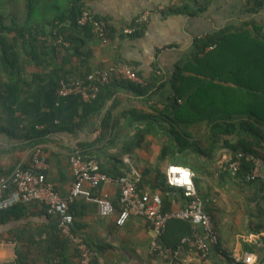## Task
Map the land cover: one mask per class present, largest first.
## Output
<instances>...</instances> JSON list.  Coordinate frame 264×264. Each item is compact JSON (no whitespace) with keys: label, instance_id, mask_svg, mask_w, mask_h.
Masks as SVG:
<instances>
[{"label":"crops","instance_id":"crops-1","mask_svg":"<svg viewBox=\"0 0 264 264\" xmlns=\"http://www.w3.org/2000/svg\"><path fill=\"white\" fill-rule=\"evenodd\" d=\"M83 1L101 18H106L113 31L106 43L92 38L81 44L87 58L72 55L71 64H64L60 54L57 58L60 69L88 72L126 63L134 66L142 84H146V79L153 73L160 76L159 83L171 79L180 63L194 53L199 38L217 33L231 22L252 18L264 22V3L257 7V12L250 14L248 10L252 6H247L245 0H213L208 9L198 14L169 13L167 8L183 5L187 0ZM71 2L43 0L34 4L43 12L35 15L30 25L47 28L55 14L66 11ZM144 14L146 18L140 20ZM130 27H141V35L126 34L125 30ZM3 35L9 43H15L14 33ZM17 51L21 59L29 58L22 49ZM53 69L52 66L41 68L34 63L28 65L23 74L29 86L19 101L9 103L0 96V175H11L18 167L30 168L38 146L47 157V179L62 195L70 192L74 182L69 156L75 148L95 156L107 169L121 167L131 174L139 173L142 191L161 196L159 188L154 187L160 185L159 177L165 178L169 165L196 170L194 178L198 181L195 184L216 225L222 252L212 248L215 244L210 245L212 249L206 258H202L199 251L181 244L177 247L168 245L178 251V255L169 260L153 252L152 241L157 236L147 218L132 214L124 226H118L117 214L104 216L100 213L95 198L101 194H108L117 208L122 205L116 181L99 188L85 183L82 194L71 208L75 234L97 251L96 264H235L231 258L234 253L239 256L253 254L256 264L259 263L264 253L254 247V243L260 245L263 241L264 229L255 233L251 223L255 227L263 215L264 204H259L258 198L254 199L256 184L241 182L231 171L221 177L211 174L210 170L232 158L228 148H220L213 162L205 157L198 158L191 148L181 152L176 138L168 130L169 123L152 109V105L164 106L167 96L173 94L171 84L161 89L159 84L154 85L150 92L154 94L153 101L125 85L110 96L107 89L102 88L95 98L85 99L79 94H60L57 83L50 77ZM150 114L154 115L153 119L143 117ZM43 130L49 132L46 140L30 148L26 135ZM189 130L195 132L194 127ZM168 139L173 141L168 143ZM165 146L172 147L170 155L163 156ZM262 166L264 164L260 162V175ZM28 205L29 213L25 218L0 225V263H11L17 258L19 241L13 231L24 225L44 226L58 220L39 202ZM176 209L182 210V205H176ZM172 228H168V233L170 231L173 240L185 232L181 226ZM201 233L207 238L204 230L201 229ZM43 237H47L46 232ZM74 261L79 263L78 258Z\"/></svg>","mask_w":264,"mask_h":264},{"label":"trees","instance_id":"trees-1","mask_svg":"<svg viewBox=\"0 0 264 264\" xmlns=\"http://www.w3.org/2000/svg\"><path fill=\"white\" fill-rule=\"evenodd\" d=\"M42 1L0 0V96L9 103L19 101L26 92L29 85L23 72L32 63L41 68L54 67L50 77L57 85L62 79L84 77L92 72L63 71L57 64V58L62 54L64 64H71L72 55L87 58V53H82L81 44L92 38L102 41L95 34L92 23H80L85 11L90 10L97 20H108L101 18L85 1L71 0L67 10H62L59 15L55 14L47 28L31 26L33 17L43 12L42 9L34 7V4ZM212 1L187 0L183 5L167 9L169 13L198 14L208 9ZM245 1L247 6H252L248 10L250 14L257 12V7H262L264 3V0ZM34 20L36 21L35 18ZM141 29L137 27V30L129 35L139 36ZM109 30L110 36L113 31L110 25ZM5 32L14 33L15 43H9L3 35ZM195 46L194 53L185 62L180 63L173 77L167 81L159 83L160 76L153 73L146 79L147 83L142 84L124 79L113 72L110 83L103 88L107 89L110 96L120 86H129L137 94L147 96L149 101H153L154 94L150 92L154 85L159 84L161 89L171 84L173 94L167 96L168 100L163 102L164 106L161 108L152 105V109L169 123L168 130L176 138L181 152L191 148L198 158L205 157L213 162L220 148L230 149L232 158L238 161V170L234 177L249 185L256 184L257 195L254 199L258 198L261 201L259 204H264V166L260 176L249 178L256 167V161L264 164V22L257 18L231 22L223 30L199 38ZM18 48L29 58L21 59ZM5 78L8 80L5 81ZM143 117L153 119L154 115ZM191 127H194L195 132L189 130ZM48 133L43 130L34 135L27 134L29 147L34 148L44 142ZM171 141L173 140L168 139V143ZM171 151V146H165L163 156L170 155ZM239 152L246 155L238 157ZM247 154L253 158H247ZM88 156L99 163L101 170L112 178L131 175V171L121 167L107 169L95 156ZM194 172L196 175V170ZM210 172L212 175L219 174V177L231 173L228 164L219 165ZM194 181L197 182L198 179L194 178ZM159 183L160 185L154 188H159L162 193L163 211L179 212L176 209L178 204L182 205V210L187 207L188 198L182 188L170 185L166 176L162 179L159 177ZM138 184L142 191L141 182ZM28 204L21 202L1 211L0 225L25 218L29 213ZM205 210L207 211V207ZM262 213L255 227L251 223L255 233L264 229V212ZM168 226L161 240L171 247H177L185 235H191L195 230L192 221L182 217L171 218ZM172 226L184 227L185 232L173 240L170 231L168 233V228L170 230ZM13 232L15 239L19 241L17 258L7 264H76L74 258H78L80 264L81 252L78 244L62 233L58 220L44 226L24 225ZM45 232L46 238L43 237ZM219 246L220 244H215L212 248L222 252ZM254 247L260 248L264 253V245L254 243ZM212 248L210 247V250ZM223 253H226L224 249ZM259 259L257 264H264V255Z\"/></svg>","mask_w":264,"mask_h":264},{"label":"built area","instance_id":"built-area-1","mask_svg":"<svg viewBox=\"0 0 264 264\" xmlns=\"http://www.w3.org/2000/svg\"><path fill=\"white\" fill-rule=\"evenodd\" d=\"M145 18L146 15L144 14L140 20ZM80 23H92L95 34L102 42L108 41L110 30L106 20H97L93 13L88 10L84 12ZM136 30L137 27H130L125 30V33L131 34ZM113 72L124 79L140 81L135 68L132 65L123 63L115 64L110 69H96L84 77L62 79L58 85V91L62 95L74 93L85 99L95 98L102 88L110 83ZM245 155L244 152L238 153V157ZM247 158L251 159L253 157L247 154ZM69 159L75 178L70 192L67 195H62L54 183L47 179V157L41 146L36 147L33 165L30 168L18 167L11 175H0V212L21 202H39L49 214L58 218L59 228L62 233L78 244L81 252L80 264H96L97 252L74 232L75 217L71 206L82 194L85 183L89 182L93 188H99L103 184L116 181L120 187V202L122 205L117 208L108 194H101L95 198L100 213L104 216L117 214L116 223L118 226H124L132 214L147 218L157 236L152 241V250L159 256L169 260L178 255L177 250H173L161 240L167 230L169 220L173 217L187 218L195 225L193 234L182 239V247L187 246L190 250H197L202 258H206L210 252V245L219 243L216 225L205 210L203 198L194 181L195 173L192 170L175 164L169 165L167 169L166 177L168 183L182 188L188 198L187 207L175 213L163 211V199L159 193H151L139 189L138 183L141 178L139 173H132L118 179L112 178L101 170L99 163L92 158L89 159L88 154L84 155L78 148L72 150ZM225 164H228V168L233 174L237 172L238 161L234 158H228L221 163V166H225ZM259 168L260 162L256 161V167L249 175L250 179L260 176ZM177 169H182L188 173L187 182H179L183 172ZM173 181L177 182L174 183ZM201 229L204 230L207 238L201 233ZM260 245H264V241H261ZM231 258L235 264H256L253 254L247 253L244 256H239L234 253Z\"/></svg>","mask_w":264,"mask_h":264},{"label":"clouds","instance_id":"clouds-1","mask_svg":"<svg viewBox=\"0 0 264 264\" xmlns=\"http://www.w3.org/2000/svg\"><path fill=\"white\" fill-rule=\"evenodd\" d=\"M178 171H182L183 172V175L182 177L180 178L179 182L180 183H184V182H187L188 181V173L186 171H183L182 169H177ZM174 183L177 182V181H173Z\"/></svg>","mask_w":264,"mask_h":264},{"label":"rangeland","instance_id":"rangeland-1","mask_svg":"<svg viewBox=\"0 0 264 264\" xmlns=\"http://www.w3.org/2000/svg\"><path fill=\"white\" fill-rule=\"evenodd\" d=\"M108 40H109V39H108ZM106 42H107V41H106ZM106 42H105V43H106ZM133 67H134V66H133Z\"/></svg>","mask_w":264,"mask_h":264}]
</instances>
